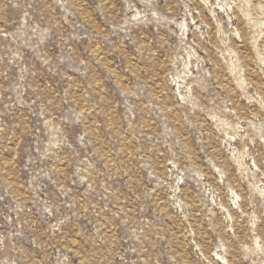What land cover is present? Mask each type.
Here are the masks:
<instances>
[{
	"label": "rangeland",
	"instance_id": "rangeland-1",
	"mask_svg": "<svg viewBox=\"0 0 264 264\" xmlns=\"http://www.w3.org/2000/svg\"><path fill=\"white\" fill-rule=\"evenodd\" d=\"M0 264H264V0H0Z\"/></svg>",
	"mask_w": 264,
	"mask_h": 264
}]
</instances>
